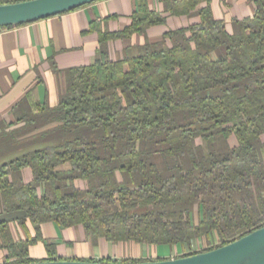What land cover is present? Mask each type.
<instances>
[{
  "label": "trees",
  "instance_id": "obj_1",
  "mask_svg": "<svg viewBox=\"0 0 264 264\" xmlns=\"http://www.w3.org/2000/svg\"><path fill=\"white\" fill-rule=\"evenodd\" d=\"M202 1L197 23L111 59L109 40L165 21L139 0L130 25L100 34L95 62L66 71L55 106H15L13 128L0 134V213L24 212L35 235L13 241L1 221L4 264L57 260L53 244L44 260L28 256L46 222L81 225L94 242L185 249L176 257L264 226V0H250L253 14L233 19L231 31L208 0H180L171 11L189 14ZM196 239L205 246L194 250ZM143 261L153 260L99 262Z\"/></svg>",
  "mask_w": 264,
  "mask_h": 264
},
{
  "label": "crops",
  "instance_id": "obj_2",
  "mask_svg": "<svg viewBox=\"0 0 264 264\" xmlns=\"http://www.w3.org/2000/svg\"><path fill=\"white\" fill-rule=\"evenodd\" d=\"M180 0H146L149 10L165 18L163 24L146 28L142 33H134L127 38H117L107 42L111 59L122 57L123 51L145 42L161 40L169 30L187 27L197 23L196 11L204 7L206 1L195 6L193 12L171 11L180 9ZM139 0H97L55 16L29 22L20 26L0 29V134L13 128L17 119L15 106L26 99L35 111L36 104L53 107L66 89V71L70 68L92 64L99 57V37L103 32H117L131 23V15L138 8ZM216 19L225 23L227 31L232 30L233 19H243L253 14L255 5L250 0H208ZM231 145L236 144L234 138ZM25 183L32 180L30 168L22 170ZM75 185L84 188V182ZM25 213H0V222L8 223L13 241L25 240L35 235L34 227L25 219ZM196 221V213H194ZM41 240L29 245L28 256L35 260L49 257L46 244H53L54 257L71 260L75 258L100 261L106 258L150 259L174 258L185 252L180 246L170 251L146 249L132 241L111 243L104 238L94 242L81 225L67 228L53 222L40 227ZM204 240L196 239L194 245ZM0 264L8 261V251L1 246ZM112 245V246H111ZM156 246V245H153ZM199 249V248H198ZM14 259H11L12 261Z\"/></svg>",
  "mask_w": 264,
  "mask_h": 264
},
{
  "label": "water",
  "instance_id": "obj_3",
  "mask_svg": "<svg viewBox=\"0 0 264 264\" xmlns=\"http://www.w3.org/2000/svg\"><path fill=\"white\" fill-rule=\"evenodd\" d=\"M97 0H26L0 4V27L21 25L55 16ZM18 264H124L57 259ZM133 264H264V226L234 241L189 256Z\"/></svg>",
  "mask_w": 264,
  "mask_h": 264
},
{
  "label": "rangeland",
  "instance_id": "obj_4",
  "mask_svg": "<svg viewBox=\"0 0 264 264\" xmlns=\"http://www.w3.org/2000/svg\"><path fill=\"white\" fill-rule=\"evenodd\" d=\"M262 139L264 140V135L262 136ZM197 211H194V213H196ZM197 216V215H196ZM138 244V243H137ZM141 246H146V249L148 251L150 250H158L160 252H163V251H170L172 250L174 247L172 246H169V245H156V246H153V245H148V244H140ZM112 246V245H111ZM203 246H205V244L203 242L199 243V245H194L193 246V249H198V248H202ZM154 248V249H153Z\"/></svg>",
  "mask_w": 264,
  "mask_h": 264
}]
</instances>
